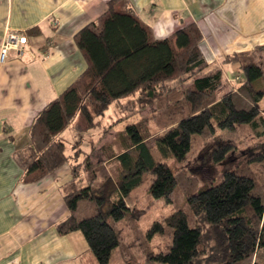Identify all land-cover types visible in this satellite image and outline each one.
Segmentation results:
<instances>
[{
  "label": "trees",
  "instance_id": "obj_1",
  "mask_svg": "<svg viewBox=\"0 0 264 264\" xmlns=\"http://www.w3.org/2000/svg\"><path fill=\"white\" fill-rule=\"evenodd\" d=\"M202 39L195 22L156 38L130 0H109L75 35L86 70L30 126L19 181L70 165L59 188L68 214L55 229L81 233L93 264H264V61L251 52L229 55L242 80L219 95L227 77L206 72ZM114 103L123 118L156 105L163 131L155 152L141 120L126 126L123 150L107 144L108 166L83 150L68 154L61 134L69 121L80 113L75 128L87 131ZM219 131L238 141L214 149L220 177L207 183L186 165ZM242 150L249 152L241 162L224 165Z\"/></svg>",
  "mask_w": 264,
  "mask_h": 264
},
{
  "label": "crops",
  "instance_id": "obj_2",
  "mask_svg": "<svg viewBox=\"0 0 264 264\" xmlns=\"http://www.w3.org/2000/svg\"><path fill=\"white\" fill-rule=\"evenodd\" d=\"M108 1L0 0V45L9 31L27 37L23 54L10 52L0 64V264L92 260L81 233L61 236L55 229L68 214L59 188L71 178L69 167L34 183H22L19 177L34 118L87 68L75 35L107 9ZM130 1L156 38L195 22L211 68L219 52L264 44V0Z\"/></svg>",
  "mask_w": 264,
  "mask_h": 264
},
{
  "label": "rangeland",
  "instance_id": "obj_3",
  "mask_svg": "<svg viewBox=\"0 0 264 264\" xmlns=\"http://www.w3.org/2000/svg\"><path fill=\"white\" fill-rule=\"evenodd\" d=\"M187 24L189 23L183 24V26ZM225 29L229 33L234 31L233 27L225 26ZM258 46L259 44L255 45L254 47H251L248 50H245L244 52H251L257 59H260L262 57L261 59L264 61V50H257L256 47ZM236 52H232L230 54H222L221 52H219L217 62L212 68L208 67V69L206 70V72H213L218 69H221L224 75H226L227 86H224L219 91V95L223 92H227L229 89L236 88L239 81L242 80V75L239 71L238 63H235L234 61L228 58L229 55L234 54ZM227 71H229V74L227 73ZM156 113V105L151 104L146 108H143L139 112L130 115L128 118H123V115L119 111L117 103H114L109 106L104 115L95 119L94 126L87 131H79L75 128L76 123L78 124L80 122L81 116L79 113V115L77 114L72 121H69L68 126L63 131V138L67 144V153L70 155H74L78 150H83L90 153V158L94 164H103L108 166L110 164V157L107 153L109 151V147L107 146V144L111 146V150L115 153H118L123 150L122 134L124 131H126V126L132 123H137L141 120L144 121L145 124H147V126L151 130V138L149 139L148 144L150 147H152V150L155 152L154 139L157 137V134L159 132L163 131L156 123ZM222 140H232L234 142H237L238 136L237 134L231 132H217L216 136L212 138L204 146V148L194 157V159L190 160V162H188L186 165L189 166L191 171L195 172V174H197V176L201 178L202 181H205L207 183H213L217 182V178L220 177L221 166L219 167L215 165L212 160V156L214 153V149ZM257 148V145H255L252 149L255 150ZM248 152L249 151L247 150H242L233 153L231 157L226 161L227 164L224 165L234 166L238 164L239 162H241V160L245 158ZM157 157L163 158L160 154H157ZM163 159L166 160L165 158ZM171 160H173L172 157ZM65 166L69 167L70 170V165L68 163L62 164L56 170L61 169ZM136 213L137 215H139L141 212L137 211ZM86 248L88 249V245ZM86 254L91 257L90 259H92L90 261H87V264L95 263V257L90 252V250H87Z\"/></svg>",
  "mask_w": 264,
  "mask_h": 264
},
{
  "label": "built area",
  "instance_id": "obj_4",
  "mask_svg": "<svg viewBox=\"0 0 264 264\" xmlns=\"http://www.w3.org/2000/svg\"><path fill=\"white\" fill-rule=\"evenodd\" d=\"M26 43L27 37L23 33L21 34L15 31L7 32L0 45V64L6 61L10 52L22 55L25 51L24 46Z\"/></svg>",
  "mask_w": 264,
  "mask_h": 264
}]
</instances>
